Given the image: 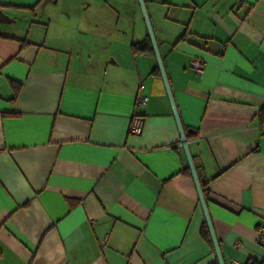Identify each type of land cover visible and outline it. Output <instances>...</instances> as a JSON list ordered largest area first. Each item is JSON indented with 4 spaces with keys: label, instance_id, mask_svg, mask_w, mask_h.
Here are the masks:
<instances>
[{
    "label": "crops",
    "instance_id": "1",
    "mask_svg": "<svg viewBox=\"0 0 264 264\" xmlns=\"http://www.w3.org/2000/svg\"><path fill=\"white\" fill-rule=\"evenodd\" d=\"M45 1L0 0V264H210L137 1L84 3L93 38L29 21ZM144 3L223 262H261L264 0Z\"/></svg>",
    "mask_w": 264,
    "mask_h": 264
},
{
    "label": "rangeland",
    "instance_id": "2",
    "mask_svg": "<svg viewBox=\"0 0 264 264\" xmlns=\"http://www.w3.org/2000/svg\"><path fill=\"white\" fill-rule=\"evenodd\" d=\"M37 1L41 2L43 0ZM90 1L93 0H46L42 7L39 8V10H37L36 12L32 10L31 15L28 16V20H38L40 19V17H38L37 15L41 14L42 11H46L49 17L41 19L47 24V27H49L48 32L52 33L54 36L58 37L60 36L61 32H63V34L65 33L67 35H70L72 38H78L81 35L80 33L87 32V37L93 38L96 37V31H98L97 25L100 23V19L98 22V20H96L95 18H91L89 17V15L81 12L84 3ZM90 9L96 10V8L94 7H91ZM34 12L36 13V15H34ZM141 25L142 27H144L142 20ZM134 34L135 33L130 31L129 34L127 33L126 39L128 38L129 40H131ZM93 41L94 40H91L90 42ZM90 44L94 49H97V47L99 46H104V44L101 43Z\"/></svg>",
    "mask_w": 264,
    "mask_h": 264
},
{
    "label": "water",
    "instance_id": "3",
    "mask_svg": "<svg viewBox=\"0 0 264 264\" xmlns=\"http://www.w3.org/2000/svg\"><path fill=\"white\" fill-rule=\"evenodd\" d=\"M137 1V5L141 14V18L145 27V31H146V36L149 40L150 46H151V50L153 53V57L155 60V64H156V68L158 70L159 76L161 78L163 87H164V91H165V95L167 97L170 109H171V113L178 131V135H179V140L181 143V147L183 150V154L186 160V164H187V169L189 171L191 180L193 182L194 188H195V192L197 195V200H198V204L200 207V210L202 212V216H203V220L208 232V236L210 239V243L213 249V253H214V257L215 260L217 262V264H224L220 250H219V245L218 242L216 240L212 225H211V221L207 212V207H206V202H205V198L203 196L202 190H201V186L199 183V179L193 164V160L191 158L187 143H186V137L184 134V130L181 126L174 102H173V98L171 95V91L169 89V84L167 81V77L164 71V67H163V63L158 51V47H157V43H156V39L153 33V29L146 11V7H145V3L144 0H136ZM7 19V17L4 15V13L2 11H0V23L5 22Z\"/></svg>",
    "mask_w": 264,
    "mask_h": 264
},
{
    "label": "trees",
    "instance_id": "4",
    "mask_svg": "<svg viewBox=\"0 0 264 264\" xmlns=\"http://www.w3.org/2000/svg\"><path fill=\"white\" fill-rule=\"evenodd\" d=\"M30 10H32V8H30ZM129 49H130L131 53L134 56L142 55V56L151 57V58L154 59L153 53H152V50H151V46H150V43H149V40H148L147 36L142 42L131 44L129 46ZM154 73L156 75H158L157 68H155ZM11 85H12V88L14 90V94L17 95L18 92H19V89H20V85L19 84H14V83H11ZM259 123H260L261 129L264 130V111H261V113L259 115ZM263 134H264V131H263ZM187 174H188V172H187ZM200 186H201V190H202L203 196L206 199V197L208 195V190H207L206 183H203L202 181H200ZM200 235L203 238V240H205V242H207L208 245L211 247L210 239H209L208 232H207V229H206V226H205L204 222L201 225ZM210 264H217V262L214 259ZM246 264H264V260L261 261V262H256V261L250 260Z\"/></svg>",
    "mask_w": 264,
    "mask_h": 264
},
{
    "label": "built area",
    "instance_id": "5",
    "mask_svg": "<svg viewBox=\"0 0 264 264\" xmlns=\"http://www.w3.org/2000/svg\"><path fill=\"white\" fill-rule=\"evenodd\" d=\"M203 62L199 59H191L188 63V67L191 71L196 72V73H201L202 72V68H203ZM147 102V98L144 96H139L136 99V104L137 106H144ZM141 128H140V124L137 121H134L129 128V132L134 135L137 136L140 134ZM263 241V239H262ZM264 243V241H263Z\"/></svg>",
    "mask_w": 264,
    "mask_h": 264
}]
</instances>
